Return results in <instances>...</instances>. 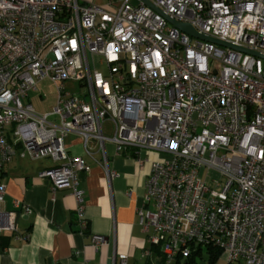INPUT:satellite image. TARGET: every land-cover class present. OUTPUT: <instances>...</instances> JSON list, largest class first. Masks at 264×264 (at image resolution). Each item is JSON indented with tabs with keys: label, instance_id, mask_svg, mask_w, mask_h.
I'll use <instances>...</instances> for the list:
<instances>
[{
	"label": "built area",
	"instance_id": "built-area-1",
	"mask_svg": "<svg viewBox=\"0 0 264 264\" xmlns=\"http://www.w3.org/2000/svg\"><path fill=\"white\" fill-rule=\"evenodd\" d=\"M151 1L0 0V171L17 154L54 162L39 175L53 193L71 189L85 230L78 173L89 167L69 153L70 133L86 153L98 143L110 179L118 172L109 142L140 164L142 150L169 154L151 162L138 210L165 263L200 264L212 249L223 264H264V58L238 49L264 54V0ZM154 7L238 48L192 37ZM44 79L57 100L40 113L29 91ZM5 194L0 180V251L3 235L19 230L16 212L2 209Z\"/></svg>",
	"mask_w": 264,
	"mask_h": 264
},
{
	"label": "crops",
	"instance_id": "crops-1",
	"mask_svg": "<svg viewBox=\"0 0 264 264\" xmlns=\"http://www.w3.org/2000/svg\"><path fill=\"white\" fill-rule=\"evenodd\" d=\"M80 2L118 6L121 0ZM104 131L108 134L105 126ZM112 134L111 129L108 135ZM65 145L70 154L83 156L89 167L78 173L85 191L87 228L80 227L71 189L62 187L53 193L50 181L39 175L54 162L17 154L0 171L6 187L2 209L16 212L19 229L3 235L0 264H122L119 254L127 255L126 264H166L160 246L148 239L153 229H143L138 212L146 203L151 162L161 154L142 150L141 155L148 160L140 164L131 151L118 153L109 142L108 167L118 172L110 179L96 141L89 142L90 153H86L83 138L70 133ZM26 207L32 212L27 214ZM95 235L103 236L105 243L96 245ZM182 260L170 264H181Z\"/></svg>",
	"mask_w": 264,
	"mask_h": 264
},
{
	"label": "rangeland",
	"instance_id": "rangeland-1",
	"mask_svg": "<svg viewBox=\"0 0 264 264\" xmlns=\"http://www.w3.org/2000/svg\"><path fill=\"white\" fill-rule=\"evenodd\" d=\"M97 65L98 67L103 71L107 72V67L104 62H100V60L97 58ZM67 85L72 86L70 82H67ZM40 94L42 95L43 98L40 97ZM39 101H38V100ZM57 100V90L55 84L49 80V79H44L40 81L37 85V90L31 91L29 101L35 105L37 108V111L40 113H46L50 112L55 105V102ZM51 119H57V117L53 116ZM105 130L110 134L111 129L113 130V125L111 127V124L109 122L105 123ZM171 156L166 153H161L160 159H169ZM217 173L212 171L211 172V177H217ZM210 183L212 182L211 179L209 180ZM206 250V248L204 249ZM225 262V259L222 257L221 261L219 260H211V264H223Z\"/></svg>",
	"mask_w": 264,
	"mask_h": 264
},
{
	"label": "water",
	"instance_id": "water-1",
	"mask_svg": "<svg viewBox=\"0 0 264 264\" xmlns=\"http://www.w3.org/2000/svg\"><path fill=\"white\" fill-rule=\"evenodd\" d=\"M142 2H144L146 5L153 7L152 1L151 0H140ZM155 8V7H154ZM158 12L162 13L164 17H166L175 27H177L178 29H180L181 31L187 33L188 35L195 37V38H199V39H203L212 43H215L217 45L220 46H224V47H231V48H238L232 44H229L223 40L217 39V38H213L211 36H207L204 34L199 33L191 24L189 23H184V22H179L177 20H174L172 18H170L166 13H164L163 11H161L158 8H155ZM238 49H242L244 51L253 53L254 55H257L259 57L264 58V54L260 53V52H254L251 50H248L247 48H238ZM209 258V255H204L203 256V260L201 261L200 264H205L206 260Z\"/></svg>",
	"mask_w": 264,
	"mask_h": 264
},
{
	"label": "trees",
	"instance_id": "trees-1",
	"mask_svg": "<svg viewBox=\"0 0 264 264\" xmlns=\"http://www.w3.org/2000/svg\"><path fill=\"white\" fill-rule=\"evenodd\" d=\"M209 255V258H211V260H217V257L219 256L220 251L218 250L217 252L214 251L212 249H209L207 252ZM204 255L202 254L201 257H203ZM198 261L195 259V257H192L190 259H183L181 264H194L197 263Z\"/></svg>",
	"mask_w": 264,
	"mask_h": 264
}]
</instances>
